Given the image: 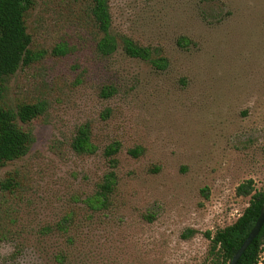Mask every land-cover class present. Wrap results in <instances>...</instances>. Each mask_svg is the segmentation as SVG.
<instances>
[{"label":"rangeland","instance_id":"obj_1","mask_svg":"<svg viewBox=\"0 0 264 264\" xmlns=\"http://www.w3.org/2000/svg\"><path fill=\"white\" fill-rule=\"evenodd\" d=\"M110 1L120 44L168 65L121 46L100 56L90 0H37L27 26L39 60L9 80L5 101L45 111L21 124L35 137L28 155L0 169V264H211L205 234L250 205L237 188L264 191V0ZM82 126L94 155L72 147ZM114 143L118 185L94 213L84 200L111 171Z\"/></svg>","mask_w":264,"mask_h":264},{"label":"trees","instance_id":"obj_2","mask_svg":"<svg viewBox=\"0 0 264 264\" xmlns=\"http://www.w3.org/2000/svg\"><path fill=\"white\" fill-rule=\"evenodd\" d=\"M90 1L95 26L102 34L97 44V52L100 56L110 57L117 53L121 46L129 58L166 68L168 59L156 58L155 51L150 47L140 45L128 37L121 38L120 44L118 38L112 34L113 17L110 0ZM36 3L37 0H0V169L28 155L35 143V137L21 124L31 123L41 117L45 111L44 103L23 104L13 108L5 101L9 80L21 69L30 67L39 60V56H36L31 49L33 39L27 26V16L35 8ZM57 53L63 54V48H58ZM103 93L106 97H110L114 94V89L108 87ZM72 147L81 155H94L99 150L92 141V130L89 126L78 129ZM120 149V144L114 143L104 152L110 161L111 171L98 184L95 193L84 200L86 208L91 212L108 211L112 206V198L118 185L115 156ZM16 186V179L10 177L2 184V189L13 191ZM237 195L251 196L250 205L243 215L234 224L218 230L215 234L212 232L205 234L211 241V264H230L260 217L264 206V191H255L254 182L250 180L237 188ZM66 230L63 224L58 227V231ZM194 233L192 231V234ZM263 251L264 226L239 264H259Z\"/></svg>","mask_w":264,"mask_h":264},{"label":"water","instance_id":"obj_3","mask_svg":"<svg viewBox=\"0 0 264 264\" xmlns=\"http://www.w3.org/2000/svg\"><path fill=\"white\" fill-rule=\"evenodd\" d=\"M264 226V206L261 210L260 217L257 220V223L253 230L250 232L248 238L244 242V244L241 246V248L238 250L234 258L232 259L230 264H239L241 258L245 254V252L248 250V248L252 245L254 240L259 236L262 228Z\"/></svg>","mask_w":264,"mask_h":264}]
</instances>
